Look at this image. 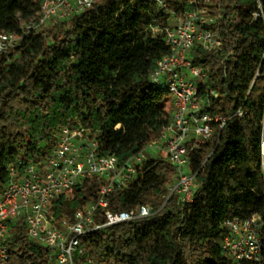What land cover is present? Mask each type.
<instances>
[{"label": "trees", "instance_id": "obj_1", "mask_svg": "<svg viewBox=\"0 0 264 264\" xmlns=\"http://www.w3.org/2000/svg\"><path fill=\"white\" fill-rule=\"evenodd\" d=\"M228 3L237 6L239 20L223 24L227 51L196 48L190 54L194 65L208 70L198 85L205 110L230 119L210 141L188 144L190 171L199 184L193 201L181 209L173 196L161 209L176 170L167 156L147 153L137 179L114 190L109 204L113 212L148 205L157 213L85 235L81 247L93 260L235 264L218 253L225 222L253 215L264 222V63L257 77L264 23L252 17L255 0ZM40 6L41 0H0V29L22 34ZM167 20L153 0H99L48 33L27 35L0 56V189L10 168L23 171L49 155L62 126L81 123L102 154L121 163L161 136L171 121L163 108L168 94L151 82V74L169 48L151 26L164 27ZM240 108L243 117L235 116ZM101 185L89 179L59 197L55 219H71L84 204L97 201ZM4 246L7 264H56L48 248L30 239L23 220L10 223ZM241 264H264V252L260 262Z\"/></svg>", "mask_w": 264, "mask_h": 264}, {"label": "built area", "instance_id": "obj_2", "mask_svg": "<svg viewBox=\"0 0 264 264\" xmlns=\"http://www.w3.org/2000/svg\"><path fill=\"white\" fill-rule=\"evenodd\" d=\"M98 1L41 0L39 13L23 24L22 34L0 29V56L16 49L27 35L42 33L50 23L80 15ZM153 1L168 19L164 27L151 26L153 34L162 35L169 48L151 74V82L164 86L167 91L171 106L169 125L144 152L124 163L115 155H103L94 135L81 123L62 126L48 156L29 163L23 171L10 168L9 181L0 189V264L8 262L9 252L4 242L10 223L18 220H23L31 240L55 255L56 264H116L114 259L90 258L82 249L81 240L87 234L148 219L157 213L148 205L113 212L109 204L114 190L127 189L137 179L139 167L151 151L167 156L176 170L161 209L173 196L179 198L181 209L193 201L199 184L196 174L190 171L188 144L210 141L230 119L205 110L198 85L207 80L208 70L194 65L190 54L196 48L227 51L223 24L228 19L234 24L238 22V8L228 0H172V4L167 0ZM252 17L264 23V0H255ZM232 53H227V57ZM263 63L264 54L257 77L262 73ZM211 95L217 97L218 93L212 91ZM244 113L240 108L235 116L243 117ZM262 167L264 170L263 153ZM93 178L102 182L97 201L84 204L71 219L56 220L55 201ZM263 226L259 215L227 220L219 256L235 264L260 262L264 252Z\"/></svg>", "mask_w": 264, "mask_h": 264}, {"label": "rangeland", "instance_id": "obj_3", "mask_svg": "<svg viewBox=\"0 0 264 264\" xmlns=\"http://www.w3.org/2000/svg\"><path fill=\"white\" fill-rule=\"evenodd\" d=\"M58 25H59V23H50V24L45 28L44 33H48L50 30L56 28ZM170 107H171V106H170V100H169V99L165 100L164 105H163V108L166 109V110H168V109H170ZM152 152H153V151H152ZM161 154H162V156L165 157V155H164L163 153H161ZM166 228L169 229V226H166Z\"/></svg>", "mask_w": 264, "mask_h": 264}, {"label": "crops", "instance_id": "obj_4", "mask_svg": "<svg viewBox=\"0 0 264 264\" xmlns=\"http://www.w3.org/2000/svg\"><path fill=\"white\" fill-rule=\"evenodd\" d=\"M169 110V109H168Z\"/></svg>", "mask_w": 264, "mask_h": 264}]
</instances>
